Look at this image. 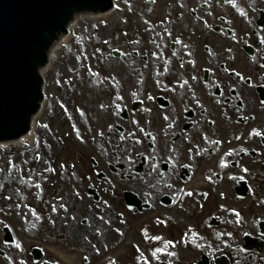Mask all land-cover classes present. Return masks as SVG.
<instances>
[{
    "label": "flooded vegetation",
    "instance_id": "obj_1",
    "mask_svg": "<svg viewBox=\"0 0 264 264\" xmlns=\"http://www.w3.org/2000/svg\"><path fill=\"white\" fill-rule=\"evenodd\" d=\"M94 33L78 137L0 149V264H264V0H117Z\"/></svg>",
    "mask_w": 264,
    "mask_h": 264
},
{
    "label": "water",
    "instance_id": "obj_2",
    "mask_svg": "<svg viewBox=\"0 0 264 264\" xmlns=\"http://www.w3.org/2000/svg\"><path fill=\"white\" fill-rule=\"evenodd\" d=\"M76 6L74 0H0V107L12 113L16 105L21 111L33 108L30 95L36 88L30 62L41 58L39 48L46 44L42 29L62 22Z\"/></svg>",
    "mask_w": 264,
    "mask_h": 264
},
{
    "label": "bare ground",
    "instance_id": "obj_3",
    "mask_svg": "<svg viewBox=\"0 0 264 264\" xmlns=\"http://www.w3.org/2000/svg\"><path fill=\"white\" fill-rule=\"evenodd\" d=\"M107 15L98 17L97 15L92 16V15H85V14H76V16L74 17L72 21V25H69L67 28L69 31L71 29L72 32L77 31L79 28L85 26V24L87 25L96 24V20L100 18H107ZM72 41H73V38H71V36L63 35L60 38H58L55 42L51 43L50 45L48 63L46 64V66H44L41 69V76L43 77V83H45L44 93L46 94L47 98L51 94V89H52L51 83L53 82V79H54V72L56 71L63 72V69H59L60 63L61 62L66 63L65 69L67 71H68V68L72 70H76L78 67L75 59L71 57L70 55L68 56L66 55L67 57L66 59L68 60H65V61H64V58L62 59L60 58L61 56L65 55L64 50L67 47V45L68 47L71 46L70 44L72 43ZM55 93L58 94L57 91H55ZM47 98H46V102L43 103V106L39 114L33 119L31 132L27 136H25L22 141H35V138L38 137V134L36 135L37 123L42 121L44 118H47V116L49 115L47 111L49 108L50 101ZM49 121H50V124L55 128V130L59 129V125L60 126L63 125L62 120L59 119V117L55 113L53 117L49 119ZM43 134L44 133H40L39 137H42ZM19 148H20V145H17L16 149H19Z\"/></svg>",
    "mask_w": 264,
    "mask_h": 264
},
{
    "label": "rangeland",
    "instance_id": "obj_4",
    "mask_svg": "<svg viewBox=\"0 0 264 264\" xmlns=\"http://www.w3.org/2000/svg\"><path fill=\"white\" fill-rule=\"evenodd\" d=\"M98 24H99V21H97V23H96V26L95 27H97L98 26ZM85 25H87V24H85ZM89 25H87V26H83L81 29H78L77 31H76V33L78 34V35H80V36H82V33L84 32V31H82L83 29L85 30L86 29V27H88ZM96 30V29H95ZM92 32L94 33V29H92ZM96 32V31H95ZM94 35H95V33H94ZM82 46L83 45H81L80 47H79V45H78V48H79V51L80 50H82ZM82 57H81V59H80V61L79 60H77V62L80 64V67L78 68V70L77 71H75L74 73L75 74H73V76L75 77L76 76V74L78 73V74H81V76H82V78H83V80L84 81H86V77H84L83 76V73H91V72H89V68H92V70L94 69V67L95 66H92V65H90L89 64V62H88V59H86L87 58V56H86V54L84 53V50H82ZM65 55H63V56H61L60 58L62 59V58H64V61L66 60V52L64 53ZM64 65H65V62H61L60 63V65H59V69H63V72H58V71H56V72H54V77H55V81L53 82V83H51V87H52V89H51V93H53V95H55L54 94V92L55 91H57L58 92V94L59 93H61V98H66L67 100H68V102H71V103H73L74 104V106L75 105H78V106H81V107H83L84 106V102L85 103H87V101H91V102H93V101H95L96 100V98H97V95H95L92 91H93V89H91V90H89L90 92H86V90H87V88H86V86H85V84L83 83L82 84V86H80L79 88H78V90L74 93L73 92V94L72 93H69V91L68 90H66V92H65V90L63 89L62 90V87H61V85H60V83L61 84H64L65 83V81H66V79H68L67 77H68V74H67V71H66V69H65V67H64ZM85 67H86V69H85ZM82 70V71H81ZM72 74H69V77L71 76ZM51 76H52V74H51ZM50 76V77H51ZM90 78V77H89ZM63 91V92H62ZM95 91V90H94ZM80 92V93H79ZM89 93H90V95H89ZM76 94V95H75ZM101 97H102V99H104L105 98V95L104 94H102L101 95ZM109 99H110V97H109ZM90 103V102H89ZM55 114H57V115H59L60 116V114L59 113H55ZM65 123V122H64ZM66 124V123H65ZM60 126V125H59ZM61 127V126H60ZM59 127V129H56L55 130V128H53L52 126L50 127V129L52 130V131H60L62 128H60ZM67 130V128L65 127V128H63L62 130H61V132H65ZM69 141H73L72 139H70Z\"/></svg>",
    "mask_w": 264,
    "mask_h": 264
},
{
    "label": "snow or ice",
    "instance_id": "obj_5",
    "mask_svg": "<svg viewBox=\"0 0 264 264\" xmlns=\"http://www.w3.org/2000/svg\"><path fill=\"white\" fill-rule=\"evenodd\" d=\"M233 6L235 7V5L233 4ZM241 15H243V13H241ZM100 135H103V133H100ZM251 135H253V136H261L262 135V133H260L259 131H256V130H253V132L251 133ZM222 166H226V165H222ZM190 195V194H189ZM66 210V209H65ZM37 218H39V217H37ZM147 233H146V230H145V235H146ZM153 239H155V240H160V239H162V238H160V237H155V238H153ZM168 245H166V247H167ZM16 247L17 248H20V245L19 244H17L16 245ZM159 254V250H157L156 252H154L153 253V255L155 256V255H158ZM169 255H170V253H169ZM85 259H87V257H85ZM112 264H115V262H112Z\"/></svg>",
    "mask_w": 264,
    "mask_h": 264
}]
</instances>
